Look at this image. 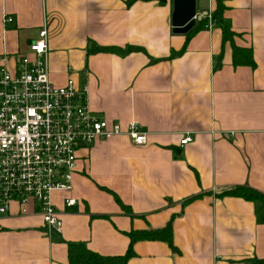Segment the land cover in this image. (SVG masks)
<instances>
[{"label":"crops","instance_id":"obj_1","mask_svg":"<svg viewBox=\"0 0 264 264\" xmlns=\"http://www.w3.org/2000/svg\"><path fill=\"white\" fill-rule=\"evenodd\" d=\"M222 1L254 66L235 64L213 18L217 0H196L187 33L174 31L175 0H0V66L15 71L46 24L50 78L86 85L95 114L147 133L144 145L120 135L79 148L73 188L52 193L61 230L38 205L23 213L14 202L0 219V264H69L75 242L125 255L132 230L171 221L177 252L141 240L127 264H260L264 202L221 193H264V0Z\"/></svg>","mask_w":264,"mask_h":264},{"label":"built area","instance_id":"obj_2","mask_svg":"<svg viewBox=\"0 0 264 264\" xmlns=\"http://www.w3.org/2000/svg\"><path fill=\"white\" fill-rule=\"evenodd\" d=\"M12 21L3 18L4 24ZM30 51L19 56L15 71L0 66V219L14 202L23 213L28 204H35L44 222L61 230L52 193L73 188L79 148L120 135L144 145L147 133L136 122L123 129L99 117L88 105L87 86L80 87L75 79L61 86L52 83L46 24ZM191 139L187 136L181 143ZM76 201L67 198L66 205Z\"/></svg>","mask_w":264,"mask_h":264},{"label":"trees","instance_id":"obj_3","mask_svg":"<svg viewBox=\"0 0 264 264\" xmlns=\"http://www.w3.org/2000/svg\"><path fill=\"white\" fill-rule=\"evenodd\" d=\"M226 7L222 0H217L216 9L213 12V18L217 25L221 26L223 30L224 41H231L234 44L233 32L224 22V11ZM206 24V23H205ZM203 26V24H202ZM97 50L113 51L118 53H124L126 50L115 47H101ZM130 51V49L128 50ZM234 61L236 65H250L254 66V60L252 55V49L240 48L234 44ZM235 196L241 197L250 201L264 202V193L256 188L250 186L239 185L221 193V196ZM131 238L130 247L125 255L121 256H105L89 250L83 243H70L68 246V259L69 264H127L129 259L135 256L133 245L137 241L141 240H161L166 243L177 252V247L174 243V231L173 222H169L168 225L161 229L150 230H132L129 233ZM260 264H264V259L258 261Z\"/></svg>","mask_w":264,"mask_h":264},{"label":"water","instance_id":"obj_4","mask_svg":"<svg viewBox=\"0 0 264 264\" xmlns=\"http://www.w3.org/2000/svg\"><path fill=\"white\" fill-rule=\"evenodd\" d=\"M196 0H175L173 12L174 31L187 33L196 25Z\"/></svg>","mask_w":264,"mask_h":264},{"label":"rangeland","instance_id":"obj_5","mask_svg":"<svg viewBox=\"0 0 264 264\" xmlns=\"http://www.w3.org/2000/svg\"><path fill=\"white\" fill-rule=\"evenodd\" d=\"M51 81L53 84H55L56 86H61L63 85L64 83H62L61 81H58L57 77L55 78V76L52 75L51 77ZM99 141V140H98Z\"/></svg>","mask_w":264,"mask_h":264}]
</instances>
